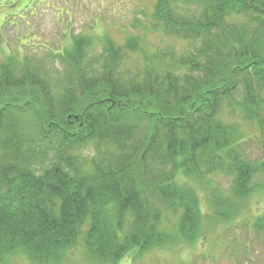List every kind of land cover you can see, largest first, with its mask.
<instances>
[{"label":"trees","instance_id":"trees-1","mask_svg":"<svg viewBox=\"0 0 264 264\" xmlns=\"http://www.w3.org/2000/svg\"><path fill=\"white\" fill-rule=\"evenodd\" d=\"M151 3L146 36L181 49L81 35L59 76L0 63V261L133 263L196 241L201 192L226 220L264 198V0Z\"/></svg>","mask_w":264,"mask_h":264},{"label":"rangeland","instance_id":"rangeland-1","mask_svg":"<svg viewBox=\"0 0 264 264\" xmlns=\"http://www.w3.org/2000/svg\"><path fill=\"white\" fill-rule=\"evenodd\" d=\"M152 0H0V63L12 58L16 65L25 60L49 76L64 74L61 58L70 50L76 36L92 37L99 53V40L112 39L123 44L129 37L144 36L149 51L180 43L146 36ZM141 24L142 27H138ZM136 26V28H134ZM163 42V43H159ZM131 66V64H130ZM131 70L133 67H129ZM127 69V70H128ZM232 123L231 117L225 118ZM253 150L261 151L254 145ZM217 186L226 190L230 181L214 175ZM205 187L198 186L197 189ZM199 191V190H198ZM264 194V192H262ZM200 223L196 241L159 249L131 263L129 255L120 264H264V242L257 237L254 222L264 212V198L256 194L233 209L230 219L215 217L205 192H201ZM223 196L227 197L225 193ZM231 212V205L225 207ZM166 223L176 226L177 218L166 210ZM177 227V226H176ZM60 264H97L84 256L82 246L66 251ZM62 261V262H61ZM0 264H37L21 252L5 256ZM46 264V263H43ZM99 264V263H98Z\"/></svg>","mask_w":264,"mask_h":264}]
</instances>
